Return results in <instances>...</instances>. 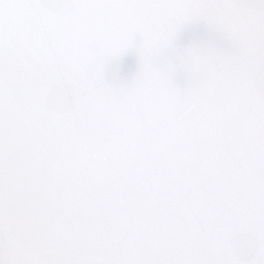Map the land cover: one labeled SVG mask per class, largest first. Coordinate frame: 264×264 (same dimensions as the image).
I'll return each mask as SVG.
<instances>
[{
    "label": "snow or ice",
    "instance_id": "1",
    "mask_svg": "<svg viewBox=\"0 0 264 264\" xmlns=\"http://www.w3.org/2000/svg\"><path fill=\"white\" fill-rule=\"evenodd\" d=\"M0 264H264V0H0Z\"/></svg>",
    "mask_w": 264,
    "mask_h": 264
}]
</instances>
